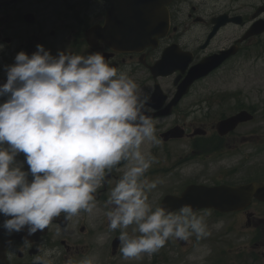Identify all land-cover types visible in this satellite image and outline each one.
<instances>
[{
	"label": "flooded vegetation",
	"instance_id": "obj_1",
	"mask_svg": "<svg viewBox=\"0 0 264 264\" xmlns=\"http://www.w3.org/2000/svg\"><path fill=\"white\" fill-rule=\"evenodd\" d=\"M260 21L264 0H0V84L16 54L30 56L37 44L53 56L99 51L118 70L130 67L128 75L149 97L146 114L159 140L150 147L154 162L146 175L160 183L149 203L155 208L166 197L184 198L182 205L210 218V264H264V115L250 105L248 87L225 80L200 86L214 74L247 71L264 48V30L249 33ZM215 56L224 58L216 62ZM207 61L209 73L188 84L194 68ZM244 110L251 112L250 120L220 132L221 121ZM173 130L181 136H165ZM177 143L185 145L179 149ZM15 160L28 170L23 153ZM122 168L123 162L98 189L92 214L81 211L66 219L61 213L31 236L27 228L7 235L0 227V264H33L45 249L57 250L55 264L68 258L79 264L86 256H96V264H169L168 241L140 263L120 253V230H109L104 205ZM251 183L259 191L238 209L199 206L203 190L197 186ZM167 206L181 207L169 200ZM4 219L0 215V224ZM133 228L129 234L138 235ZM192 239L179 242L187 248ZM180 264L191 263L182 258Z\"/></svg>",
	"mask_w": 264,
	"mask_h": 264
},
{
	"label": "clouds",
	"instance_id": "obj_2",
	"mask_svg": "<svg viewBox=\"0 0 264 264\" xmlns=\"http://www.w3.org/2000/svg\"><path fill=\"white\" fill-rule=\"evenodd\" d=\"M130 71L111 66L99 51L53 56L40 44L30 56L18 52L5 66L6 82L0 84V97H6L0 102V215L5 219L0 227L7 235L25 228L34 235L61 213L66 219L81 211L92 214L95 194L121 162L122 175L104 214L109 230H120L123 258L155 254L170 238L200 241L211 234L205 216L191 205L172 211L149 203V193L160 183L146 175L154 162L150 147L159 140L146 114L149 97ZM20 153L27 171L15 160ZM130 226L138 235L129 234ZM57 255L56 249H45L33 264H55ZM96 261L86 256L79 264ZM65 264L74 262L68 258Z\"/></svg>",
	"mask_w": 264,
	"mask_h": 264
},
{
	"label": "rangeland",
	"instance_id": "obj_3",
	"mask_svg": "<svg viewBox=\"0 0 264 264\" xmlns=\"http://www.w3.org/2000/svg\"><path fill=\"white\" fill-rule=\"evenodd\" d=\"M225 74H214L209 78L203 80L200 84L201 87L212 86L216 82H221L222 80L231 81L232 86H239L243 89L245 87L249 88V103L255 108L256 114L264 115V48L261 50L259 58H252L251 63L245 73H234L231 75ZM224 77V79H223ZM246 84V85H245ZM223 109H214V112H219ZM260 119V118H259ZM185 145L184 143H177L179 149ZM206 218V222L210 224V218ZM210 236V235H209ZM206 237L200 241L191 240L189 246L184 248L178 239H169L168 247L165 251H170V256L172 260L169 264H180L182 258H187L191 264H210V238ZM194 237V236H193ZM151 255L142 254L140 258L135 259V263L142 262L143 259H149ZM158 264H166L159 262Z\"/></svg>",
	"mask_w": 264,
	"mask_h": 264
},
{
	"label": "water",
	"instance_id": "obj_4",
	"mask_svg": "<svg viewBox=\"0 0 264 264\" xmlns=\"http://www.w3.org/2000/svg\"><path fill=\"white\" fill-rule=\"evenodd\" d=\"M263 23L264 22L261 21L256 22L253 27L254 30L250 31L249 33L250 34L261 33L264 30ZM217 57H218V61L216 62H220L224 58L221 56H215L214 59H217ZM208 61L203 64H199L194 68V70L190 73V76L188 77V84L193 80L208 74V72L212 68V65H209ZM248 119H250L248 112L241 111L235 116H232L228 119L221 121L218 124V129L220 130V132H225L230 129H233L239 122L246 121ZM165 136L166 137L181 136V134L173 130L171 132L166 133ZM197 188L203 190L202 196H200L198 199L199 206L213 207L220 211H230L240 208L242 204L249 202L248 198L251 194H257L256 191L257 190L259 191V186L254 183L247 185H240V186H225V185L217 186V187L197 186ZM168 200L171 203L177 204V206H181L184 202V198H178L172 196V197H166L161 205L168 208L167 206Z\"/></svg>",
	"mask_w": 264,
	"mask_h": 264
}]
</instances>
